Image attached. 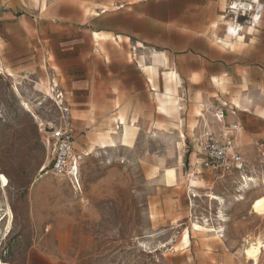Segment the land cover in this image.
<instances>
[{"label": "rangeland", "instance_id": "1", "mask_svg": "<svg viewBox=\"0 0 264 264\" xmlns=\"http://www.w3.org/2000/svg\"><path fill=\"white\" fill-rule=\"evenodd\" d=\"M42 1L24 0L32 2L35 9L42 8ZM140 1L47 0L48 9L43 15L55 19L60 16V29L65 19L66 30L64 39L61 31L49 30L42 42L65 60L70 72L78 53L107 60L114 54L125 60V42H96L91 36L92 29L105 26L125 33V19L97 17L94 12L102 14L104 7L108 8L107 13L125 10V6ZM223 1L220 17L224 16L227 0ZM140 4V11L151 7ZM221 21L225 36L228 19ZM128 44L129 60L138 62L145 55L149 63L152 49L144 53V49ZM54 59L52 53L47 54L43 65L50 63L51 68L55 67ZM0 72V171L9 180L6 188L0 183V258L4 262L256 264L246 258L243 248L256 237L264 239V216L251 211L253 201L264 195V158L256 146L243 151L250 164L248 177L257 180L248 182L244 191L237 190L238 173L231 176L236 178L223 180H217L210 171L196 174L200 148L193 138L203 136L211 121L204 111V115L197 116L198 104L191 100L189 92L182 90L184 95L180 96L184 101L181 100L182 110L176 117L158 113L155 125L152 112L147 110L145 123L128 145L117 142L116 147L94 149L92 145L98 136L107 137L113 132V119L125 112L124 106L123 111L108 107L93 110L100 114V119L91 118L94 125L90 129H80L74 123L76 144L88 152L80 170L82 192H76L68 179L51 171L49 137L60 118L50 92L52 69L14 77L2 73L1 68ZM61 77L65 84L67 76ZM256 85L248 88L244 83L240 88L247 91L241 92L239 88L234 95L250 96L252 104L263 105L264 85L255 88ZM155 86L159 87L157 83ZM69 102L72 106V96ZM212 111L207 112L213 116ZM135 116L134 111L131 118ZM117 131L121 133V129ZM169 169L176 172L173 181H167ZM210 194L221 197L223 202L212 199ZM8 206L14 214L9 231ZM194 222L206 224V228L222 225L224 238H218L216 232L195 230ZM186 232L189 242L183 245ZM262 249L257 264H264V243Z\"/></svg>", "mask_w": 264, "mask_h": 264}, {"label": "crops", "instance_id": "2", "mask_svg": "<svg viewBox=\"0 0 264 264\" xmlns=\"http://www.w3.org/2000/svg\"><path fill=\"white\" fill-rule=\"evenodd\" d=\"M140 2L143 5L149 4L152 8L140 11ZM140 2L125 6V10L107 13L104 9L102 14L97 12V17L111 15L125 19V33L111 26L91 30L93 39L94 33H109L113 35L112 40L125 42V60L114 54H111V60H107L88 58L78 53L74 57V66L70 72L66 69L65 60L60 59L53 48L49 50L42 42L49 30H56L57 33L61 31L64 39L65 19L60 29V16L55 19L43 15L48 7L43 10L35 9L32 2L0 0V68H9L14 75H31L38 70L52 69L49 83L54 79L64 91L70 107L72 128L74 129L75 123L78 128L86 130L94 125L91 118L100 119V114L93 110H102L105 107L123 110L124 106V115L128 122L136 124V129L145 123L149 110L156 125L155 116L161 113L157 92L164 90L162 71L172 69L177 72L181 83L178 86V96L184 95L182 90L185 89L196 105L199 100L205 105L202 110L204 109L208 121L211 122L206 124L204 133L220 134L228 124L237 122L241 131L236 133V144L241 153L254 146L258 148L259 143L264 142V104H252L250 96L234 94L244 83L248 88L253 83L264 85V17L258 28L243 32V39L231 40L232 45L229 46L225 42L226 35L224 36L221 21L223 18L220 17L223 0ZM118 36L129 38V41L121 42ZM128 43L133 44L134 48L137 47L136 44H142L144 53L146 49H152L166 55V66L158 68L153 76L154 83L139 59L134 62L127 58V50H130ZM137 48L141 49L139 46ZM91 50L93 52L95 49ZM62 51H65L64 47ZM49 53L55 58L53 68L50 63L43 65ZM142 56L146 59L145 55ZM148 62L146 61L147 65L152 63L150 57ZM61 74L68 78L65 84H62ZM156 83L159 87L155 86ZM240 89L241 92L247 91L246 88ZM70 96L73 99L72 106L69 102ZM207 110H224L227 121H219L215 114L212 116ZM134 111L136 116L132 119ZM239 111L244 114L238 116ZM120 114L122 112L117 117ZM113 123L116 124L114 121ZM201 138L202 136L193 138L196 146H199ZM75 146L79 151L84 150L78 148L77 144ZM200 151L201 148L198 150L199 157ZM215 176L217 180L236 178L231 177L232 174ZM218 238L221 237L218 235Z\"/></svg>", "mask_w": 264, "mask_h": 264}, {"label": "built area", "instance_id": "3", "mask_svg": "<svg viewBox=\"0 0 264 264\" xmlns=\"http://www.w3.org/2000/svg\"><path fill=\"white\" fill-rule=\"evenodd\" d=\"M233 5L236 7L233 8ZM223 13L224 19H228L225 35L235 40L248 28L256 29L261 24L264 17V1L227 0ZM50 92L60 111L59 124L52 128L49 137L52 142L51 171L55 176L68 179L76 192H82L80 170L88 152L79 151L75 146L76 138L71 126L70 107L64 91L54 79L50 82ZM217 114L216 118L220 121V116L223 117L225 111L218 110ZM239 130V123L234 122L228 124L220 134L206 132L199 141L201 151L195 163V173L210 171L220 176L238 173L237 190L244 191L245 185L250 182L247 174L250 164L236 144V133ZM258 149L260 156L264 158V142L259 143ZM216 233L219 237H224V227L222 225L217 227Z\"/></svg>", "mask_w": 264, "mask_h": 264}, {"label": "bare ground", "instance_id": "4", "mask_svg": "<svg viewBox=\"0 0 264 264\" xmlns=\"http://www.w3.org/2000/svg\"><path fill=\"white\" fill-rule=\"evenodd\" d=\"M46 1L47 0H43L42 1V8L43 9H46V7H47ZM104 8H105V10L108 9L107 7H104ZM94 13L97 14L96 11ZM222 18H225V17L222 16ZM252 29L253 28H248V30L250 32L252 31ZM93 36H94V39L96 40V42H99V39H102V40H107V39H110V38L113 39V35L109 34V33H102V34L94 33ZM241 37H242V34L237 36V38H241ZM118 40L121 41V42H123L124 40L129 41V38H124L122 36H118ZM231 40L232 39L230 38V36H226L225 42L228 43L229 46L232 45ZM136 46L137 47L139 46V47L143 48V45L140 44V43L136 44ZM150 59L152 61V63L150 65L146 64V59H145L144 56L140 57L139 62L142 65V67L144 68V70L148 73V75H149V77L151 79V82L154 83L153 76H154L155 73H157V70H158L159 67L166 66L167 57H166V55L164 53L157 52V51H152L150 53ZM1 71H2V73L5 72L8 76H14V73L9 68L4 69L2 67ZM162 72H163L162 73V75H163L162 78L164 80V90L161 93L157 92L158 100H159V112H161L162 114H165V115L173 118L174 116L176 117L177 115H179L180 111H181V105H182L181 99H180L181 97H179L178 94H177L178 86L181 83H180V80L178 79V74H177V72L175 70L168 69V70H164ZM217 83H218V81H217ZM16 90H18L17 87H16ZM235 102H236V104L238 106H240V103L238 101H235ZM24 104L27 106V109L30 108V105L27 102H24ZM197 104H198L197 107H196L197 116L204 115V112H203L204 109L202 110V108L205 105L200 100H199V102ZM213 114H215L216 116L218 115L217 113H213ZM220 120L222 122H226L227 121V117L226 116H223V117L220 116ZM113 121L116 122V125H117L116 128H112L113 132L111 134H107L108 135L107 137H105L106 135L105 136L100 135V137L98 136L99 139H96L97 141H95V142L93 141L94 142L92 144L93 145V149L96 146L100 147V148L116 147L117 146V142H120L123 145H128V144L131 143V140L135 137L136 132H137L136 131L137 130L136 129V124H131L130 123L131 121L128 122V119H127L126 115H124L123 112H122V114L119 115V117H115L113 119ZM117 129H121V131H120L121 133H119L117 131ZM179 131H181V130H179ZM240 131H238V132H240ZM0 174H3V173L0 171ZM3 175L5 177H7L5 174H3ZM166 178L168 179L167 181H170V180L173 181V179L176 178V172L173 169L172 170L169 169L166 172ZM7 180H8V178H7ZM250 181L257 182L256 178H250ZM1 184H2L3 188H6L8 186V184H9V180H8L7 185H4L3 183H1ZM256 185H257V183H256ZM4 192H5V190H4ZM210 196H211L212 199L219 200V201H221V203L223 202V199L221 197H219V196H216L214 194H210ZM262 202H264V195H262L261 197H259L258 199L253 201V203L251 205L252 212L264 216V203H262ZM7 217H8L7 230L9 231L11 229V227H12L13 217H14L13 211H12L10 206H8V209H7ZM220 220H221V218H220ZM205 226H206V224H205ZM205 226H201L200 224H198L196 222L193 223V227L197 231H205V232H209V233H213V232L215 233L217 231V229L214 228L215 226L214 227L211 226V227H208V228H206L207 226L206 227ZM188 242H189V234H188V232H186L184 234V236H183L182 243H183V245H186ZM247 243L248 244L246 245V247L243 248L244 249L243 253L245 254L247 259L255 261L256 264H257L258 260L261 258L260 256L263 253L262 247H263L264 239L262 237H256L254 240L247 241ZM250 253H251V255H250ZM0 264H8V263L4 262L0 258Z\"/></svg>", "mask_w": 264, "mask_h": 264}, {"label": "snow or ice", "instance_id": "5", "mask_svg": "<svg viewBox=\"0 0 264 264\" xmlns=\"http://www.w3.org/2000/svg\"><path fill=\"white\" fill-rule=\"evenodd\" d=\"M232 7L235 8L236 6L233 5ZM241 39H243V37H241ZM57 135H59V133H57ZM0 183H3L4 185H7V183H8L7 177H5L3 174H0ZM262 203H264V202H262ZM250 255H251V253H250Z\"/></svg>", "mask_w": 264, "mask_h": 264}]
</instances>
